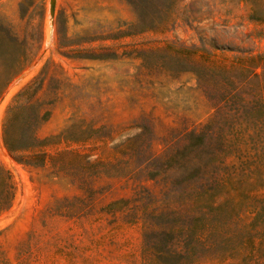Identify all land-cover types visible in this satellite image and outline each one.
<instances>
[{"label":"rangeland","instance_id":"obj_1","mask_svg":"<svg viewBox=\"0 0 264 264\" xmlns=\"http://www.w3.org/2000/svg\"><path fill=\"white\" fill-rule=\"evenodd\" d=\"M49 1L0 0V27L26 61L0 96V166L12 186L0 264H142L135 210L195 185L193 162L177 169L174 156L193 133L214 142L230 116L216 81H199L167 48L231 65L264 54V19L245 0H55L53 18ZM33 83L52 102L39 139L73 123L100 139L47 146L44 164L15 160L3 123ZM116 200L128 206L109 207Z\"/></svg>","mask_w":264,"mask_h":264},{"label":"trees","instance_id":"obj_2","mask_svg":"<svg viewBox=\"0 0 264 264\" xmlns=\"http://www.w3.org/2000/svg\"><path fill=\"white\" fill-rule=\"evenodd\" d=\"M245 1L253 16L260 14L255 18L264 19L259 0ZM0 45L9 50L0 59L1 96L24 70L26 61L23 55L15 57L11 47L17 45L16 40L2 27ZM167 51L189 64L199 81H216L230 116L214 142L202 141V132L193 133V139L174 156L177 169L193 162L195 185L187 188L181 184L172 198L167 195L135 210L136 218L130 222H142V264H264V54H250L237 58L234 64L220 65L195 57L193 50ZM37 91L34 83L27 86L19 94L25 101L12 104L4 119L3 142L15 160L44 164L47 156L41 150L47 146L100 139L98 129L78 123L39 139L36 130L48 119L47 108L52 102L38 98ZM31 151V156L24 157V152ZM86 156L74 154L78 159ZM11 188L7 172L0 166V213L11 201ZM124 204V200H116L109 207L128 206Z\"/></svg>","mask_w":264,"mask_h":264},{"label":"water","instance_id":"obj_3","mask_svg":"<svg viewBox=\"0 0 264 264\" xmlns=\"http://www.w3.org/2000/svg\"><path fill=\"white\" fill-rule=\"evenodd\" d=\"M55 0H50L49 1V15L51 18H53L54 13H55Z\"/></svg>","mask_w":264,"mask_h":264}]
</instances>
